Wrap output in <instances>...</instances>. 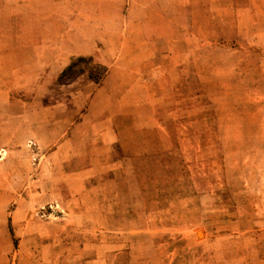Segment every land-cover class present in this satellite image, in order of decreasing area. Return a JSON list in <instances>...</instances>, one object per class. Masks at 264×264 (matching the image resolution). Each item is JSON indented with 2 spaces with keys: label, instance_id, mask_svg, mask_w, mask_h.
Here are the masks:
<instances>
[{
  "label": "rangeland",
  "instance_id": "obj_1",
  "mask_svg": "<svg viewBox=\"0 0 264 264\" xmlns=\"http://www.w3.org/2000/svg\"><path fill=\"white\" fill-rule=\"evenodd\" d=\"M0 264H264V0H0Z\"/></svg>",
  "mask_w": 264,
  "mask_h": 264
}]
</instances>
